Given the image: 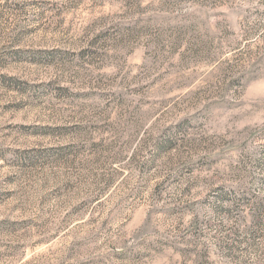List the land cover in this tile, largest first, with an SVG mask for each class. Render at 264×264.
<instances>
[{
  "label": "rangeland",
  "instance_id": "374dc122",
  "mask_svg": "<svg viewBox=\"0 0 264 264\" xmlns=\"http://www.w3.org/2000/svg\"><path fill=\"white\" fill-rule=\"evenodd\" d=\"M0 264H264V0H0Z\"/></svg>",
  "mask_w": 264,
  "mask_h": 264
}]
</instances>
